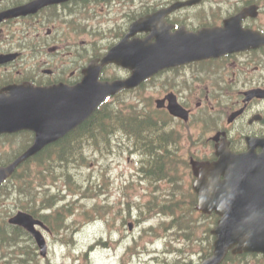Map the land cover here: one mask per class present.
<instances>
[{
	"label": "flooded vegetation",
	"instance_id": "af4514ba",
	"mask_svg": "<svg viewBox=\"0 0 264 264\" xmlns=\"http://www.w3.org/2000/svg\"><path fill=\"white\" fill-rule=\"evenodd\" d=\"M215 29L226 36L222 55L164 67L139 87L167 101L175 95L188 112L185 122H165L178 130L164 138L171 154L189 164L220 143L244 152L248 140L264 138V0H0V100L23 82L74 85L90 59L125 37L174 49L192 34L212 42ZM101 72L131 71L111 63ZM7 136L0 135V159Z\"/></svg>",
	"mask_w": 264,
	"mask_h": 264
},
{
	"label": "water",
	"instance_id": "95a60500",
	"mask_svg": "<svg viewBox=\"0 0 264 264\" xmlns=\"http://www.w3.org/2000/svg\"><path fill=\"white\" fill-rule=\"evenodd\" d=\"M129 53L135 72L147 76L148 61L153 58L151 54L146 50L134 53L131 50ZM115 90L112 84L100 89L90 80L70 90L57 87L21 89V96L12 101L10 111L17 113L23 127L33 129L36 136L28 149L0 168V181L44 144L82 121L106 94ZM13 120L4 119L0 123L10 129ZM228 154L218 152L216 162L211 165L201 163L195 168V172L201 174L199 186L206 178L202 177L204 174H209L213 186L209 197L203 194L205 190L196 188L198 210L214 211L220 216L216 227L211 230L214 235L212 253L199 264H219L230 248L233 253L260 252L264 256V153ZM220 175H223L222 180ZM9 222L25 227L36 236L29 214L18 212ZM36 240L43 254L44 241L41 236H36Z\"/></svg>",
	"mask_w": 264,
	"mask_h": 264
},
{
	"label": "rangeland",
	"instance_id": "374dc122",
	"mask_svg": "<svg viewBox=\"0 0 264 264\" xmlns=\"http://www.w3.org/2000/svg\"><path fill=\"white\" fill-rule=\"evenodd\" d=\"M137 157L136 154H130L128 152H123L122 154L114 152L109 155L99 156L95 164L88 168L96 173L102 164L111 166L108 171L109 176H106L110 182H107L105 178L101 179L102 183H106V186L109 185V193L105 190V194L99 193L90 198H78L72 204V208L77 207L69 216L67 222H69V224L74 222V226L78 225L76 226L78 230H76V232L72 231V239L74 242L70 244L65 243V245H63L56 240L58 234L49 235L48 237L46 235L45 237L50 251L48 250V256L42 260V264H44L46 259H49L51 264H159V262L163 260L172 264H181L182 262H187L188 259L200 260L202 252L199 250V244L195 242L187 244L183 240L175 244L176 239H169L174 235V230L172 229H163L160 232L161 238L158 241L155 240L154 243L148 244L150 236L145 231L147 227L150 225L156 227L159 222H164L166 225V222L169 220L167 216H157V219H155L152 224H145L141 221L143 224L138 225L132 232L128 230L127 223H122L119 217H115V211L121 204L117 198L121 195L122 190L126 192V195L123 196L124 203L127 199L128 202H130L129 200L143 202L146 199L145 191H150L145 190L146 181L142 180L138 175L137 166L134 167L133 159H137ZM85 169L89 171L87 168ZM184 172L187 173L188 169L186 168ZM183 177L187 181V178L185 176ZM125 184L127 186H124ZM166 185H168V183L163 181L162 187H166ZM68 198H71V196L67 195L66 199ZM73 198H75V196ZM94 203L106 204L112 207V210H110L112 217L111 226L106 225L105 222L102 221L92 220V217L86 218L83 216L81 212L83 205L84 208L90 209ZM94 212L97 211L94 210ZM116 216H118V214H116ZM108 217H110V215H108ZM194 218L197 224H201V227L197 229L196 235L201 233L204 242V228L208 224L211 226L209 222L210 218L209 216L204 217V215L201 217L197 213H194ZM69 234L70 233L67 231L66 234H61L59 236L62 237ZM119 234H126L127 237L121 240L122 243L120 245L116 244V246L115 240L118 239ZM135 237L139 242L137 243V247L129 249L130 253L126 251L125 247H134L131 245V241L135 240ZM165 238L168 241L163 242ZM169 241L174 243L177 247L184 246L181 255L174 251H166V249L169 248ZM139 243H141L143 247L146 245V250L148 251L139 247ZM85 251H87V253H85ZM136 253L139 255L136 256ZM247 258L255 263L258 261V259H251L250 256H247Z\"/></svg>",
	"mask_w": 264,
	"mask_h": 264
},
{
	"label": "trees",
	"instance_id": "16d2710c",
	"mask_svg": "<svg viewBox=\"0 0 264 264\" xmlns=\"http://www.w3.org/2000/svg\"><path fill=\"white\" fill-rule=\"evenodd\" d=\"M118 114L120 113H117L110 109L107 105H104L80 127L74 129L70 134L59 141V151L43 155L40 160V172L43 173L42 175H44V178L39 181L40 186L42 187L39 195H37L38 191L34 185V179L37 178L36 165H34L32 160L24 164L20 178H15L13 181L18 190H22L25 194H27L26 201L21 203L20 206L33 211L34 207L37 206L36 203L38 197L40 200V207H51L54 205L58 199V196H56L58 192L50 193L43 187L45 181L47 180L46 175H48V178L54 184V187H58V190L56 191H59L60 185H58V183H61L66 189L68 188L71 193H80L81 195H84V197L92 196L94 193V189H92L93 187L86 188L88 181L86 180L82 183L83 178L77 168L78 166L89 162L86 155V151L88 149L96 148L99 152L112 150L114 143L105 140L104 143H96L98 141L96 137L107 136L109 128L111 129L113 127L111 124L107 127L106 122H114L117 118L116 115ZM126 115V122H121L118 126L124 131L130 130L134 133L132 136L135 139L134 142L136 143H132V147L137 149L140 154L144 156L146 144L143 141V133L145 131H152L155 127L150 121L148 123L147 120L140 119L138 116L129 117L130 113H127ZM14 176H18V174ZM89 193L92 194L87 195ZM41 200H43L42 204H40ZM64 211V206L60 208L58 207L53 210L54 214L52 213L50 215H46L45 217L53 218L56 214L62 215ZM165 212L167 214H173V222L180 226L179 220L183 219V216L179 215L178 217H175V208L169 206ZM185 216L187 217L186 214ZM210 217L214 223L217 218L216 215L212 214ZM173 222H171L170 225L174 224ZM185 223H188L189 225H186L181 231L185 237H189L191 233L194 234L195 232L193 219L188 217ZM208 229L209 226L207 225V228L205 229L206 237L203 242L205 246L202 249L204 256L209 253L210 249V236L208 234ZM25 235L26 233L17 227H10L6 225L5 229L0 228V257H6L3 264H38L37 256H35L34 252H30V250H33V247L18 244L20 242V238ZM242 258L243 255H230L227 256V262L225 261L224 264H237Z\"/></svg>",
	"mask_w": 264,
	"mask_h": 264
},
{
	"label": "bare ground",
	"instance_id": "6f19581e",
	"mask_svg": "<svg viewBox=\"0 0 264 264\" xmlns=\"http://www.w3.org/2000/svg\"><path fill=\"white\" fill-rule=\"evenodd\" d=\"M23 236V235H22ZM21 248V247H20ZM91 256V255H90ZM15 260V259H14Z\"/></svg>",
	"mask_w": 264,
	"mask_h": 264
}]
</instances>
